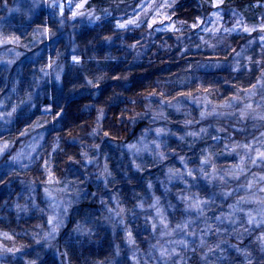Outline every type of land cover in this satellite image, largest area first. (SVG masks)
I'll return each instance as SVG.
<instances>
[{"label": "rangeland", "instance_id": "rangeland-1", "mask_svg": "<svg viewBox=\"0 0 264 264\" xmlns=\"http://www.w3.org/2000/svg\"><path fill=\"white\" fill-rule=\"evenodd\" d=\"M92 1L93 0H87L85 8L81 11L86 12L87 10L95 9L93 6L94 2ZM180 1L182 0H125V2L121 4L120 9L113 12V15H116L115 19L117 24L126 23L129 20L137 21L136 24H127L126 26H134L143 36V40H140L138 46H135L134 44L133 49H129V51L132 52L131 56L138 57L140 54L149 52V56L152 57L157 55L158 52L162 51L164 52V55L172 52V56L175 58L180 59L182 57V59H185L184 61L187 63L184 62L177 66L168 67V69H170L169 75L162 77L161 74H159L160 78H157V81L160 80V82L164 83L166 86L170 83L179 81L185 82L188 77L190 79L191 76L189 74L190 71H192V65H194L190 59L195 57L197 53H206L209 55L217 54L221 57L226 55L227 59H229V65L231 67L229 70L233 72L232 77L233 80L236 81L233 86L230 85V87H227L230 88L227 95L234 93L237 97H239V100L244 104V107L245 105L250 104L252 108L247 110V114L244 118H241L240 112L244 110V108L234 107L232 104L234 103L232 102L234 100H232L231 97L225 101L224 98L221 99L218 94L222 96L223 94L221 91L223 90L215 89L211 94L210 99L212 103H215L216 105H222L220 107V112L222 114H218L219 117L229 118L235 124L246 123L249 126L252 132L248 133V137L250 139L247 140L248 142H246V144L250 146L252 151L249 152L243 147H239L236 149V151H232V146L237 144L230 143L227 144V147L218 145L212 136L214 135L213 125H204L199 129H189L187 134L182 133L180 135L185 138L181 140V147L179 149H184V152H190L191 148L193 150L191 153L187 155L183 154L182 156L175 159L172 158L174 150L170 142L168 143V138L164 136L165 132L159 136L155 131L157 128L161 127H154V130L149 129L151 131L148 133L146 128V132H144V139L141 140L143 142L139 143L135 148L130 149L127 154L128 159L132 160L134 165L135 163H140L141 161H148L152 163L153 160L159 159L156 149L157 143L163 146L160 149L161 151H164L165 149H171V151H165L164 159L167 161V164L164 167L166 174L168 168H179L182 170L185 168L192 170L195 166L200 165L202 156H207L209 153H211L212 163L200 166L204 167L207 172L211 173L212 164H214L217 168L215 176L219 177V175L224 171H235L233 166L240 163L241 156H247L248 158L245 159L243 172L238 174V178L232 175H229L225 178L228 182V185L230 186L227 189L230 194L223 197H216L215 203H211L207 196H203V193L207 192L210 188H215L220 182L218 178L212 179V177L209 176L195 177V180H188L189 177L185 176L188 184L186 185L181 183L178 186L180 188L191 186L192 192L200 193L202 195V200H207L209 202L207 204L201 205V209L199 211L192 208L186 212L184 211L182 213H178L175 206L173 209L174 211L172 210L174 216L162 213L163 218L167 223L166 228L160 224V221H155L157 223L155 224V229H153V227H148L146 231H131L132 240L136 246H139L138 242H140V239L144 240L154 236L156 237V242L152 244L159 243L160 245H163V248L169 249V244L171 241L183 239L185 244L177 245L175 249L176 253H181L185 247H188L189 249L194 248L199 244L201 239H204L208 245L213 246V253L209 254L207 258V264H211V261L216 260L217 256H220V251L215 248V245L220 243L221 240L225 239L226 234L228 232H232L233 229H240L243 231L244 228H247L251 234L244 233L242 241L237 240L235 235L227 237L229 243L239 247V252L236 250V248H228L227 244H220L221 250L227 249V256H221L223 264H229V260L231 258H235L236 261L242 262L244 259L243 253L246 250L245 246L249 245L250 243L254 245L258 244L260 242L258 237L264 235V224L260 223V221L264 219V216L261 215V213L264 212V203H261V201H264V193L260 192V189L264 188V181L260 180V177L264 176V161L258 160L256 164H252L250 162V158L255 157V149L264 151V139L260 138V131L256 127H253V125L258 123H264V121L255 118L257 115L264 114V105L260 104L261 97L264 96V86H262L259 82L264 81V77L261 75L262 72H264V41L260 39V37L264 35V32H261V27L264 26V14H262L264 13V0H251V2L244 0L241 1V3H239V1L226 3V0H222V3H220L218 7L214 6L215 0H200V4L204 3L202 4L203 14L199 16H192V19L195 17L194 20H196V23L194 20H187L183 18L181 15L182 10H180V14L176 11V6ZM78 2H80V0H73V10L75 3ZM102 2L104 4L101 5L100 8L108 7L106 0H102ZM21 3H23V0H21ZM59 3H63L66 6L65 17L68 18L66 23L70 22L68 24L70 32H68L67 35L61 34L64 37H60L62 42H58V45H53V43H50V41H47L46 43L45 39L47 40L49 35H44L39 38V42L33 41L35 46L31 47L30 49L17 47L16 51L23 53L19 60L23 59L24 61L23 64L19 65L15 63L16 60L11 64L8 63V61L13 59L15 54L13 51H11L14 48V44L10 43L0 45V89H3L6 85L5 83L8 79L7 70L9 67L13 66L14 71L10 77L11 81L10 86H8L9 89L0 100V145H8L4 153L0 154V163L3 161L2 164H0V180L6 174H10L11 172L25 173L27 169H31L38 163H41L43 167L46 165L45 162H50V151L46 150V135L49 133L51 127L60 118V116L59 118L56 117L57 119H55L53 118L54 114L48 113L47 111L41 112L40 114L38 112H34V110L38 111V105L42 99V90H38V88L40 87L43 79L46 78V76H49V81L51 82V85L49 86H52L51 90L53 91V94H56L55 97L61 100L62 97L67 93V90L72 88L73 84L77 85V88L74 90L76 92H84V90H86L84 87H80V85L87 84L86 77L88 79L91 78L89 69H96L97 74H99V71L106 70L104 66L97 62L99 59L98 55L96 54V50H98V46L101 41L98 40L96 42L95 38L103 36L105 32L107 37H111V39H108L107 43L110 42L114 45L112 40H114L115 35L112 27H110L109 30L104 31L103 29L102 32L98 31L96 34L90 38H87L86 40H84V38H79L77 37L76 32H82L84 27H89L99 21L90 22L86 15L72 19L71 12L67 7L68 0H59ZM42 6L43 8H46L44 5ZM48 10L51 13H56L57 20L62 18L59 15V8L55 7ZM247 12L252 16L251 18L246 16ZM15 16L16 14L13 13L9 16V19L11 20ZM105 18L108 17H104L103 19ZM153 20H155L156 23L153 24ZM99 23L101 24V21ZM0 24H4L6 26V22L4 21H0ZM73 25H76V27H73ZM193 25H195V27H193ZM173 26L175 29H177L178 33L175 35L173 34L172 36L174 37V40L181 42V44H176V47L174 45L170 46V51L167 50L165 46H160L158 43L163 42L164 40L165 42L170 43L172 41L174 42V40L171 41L165 39L162 35L154 36L152 39V35L166 31L171 32ZM245 28L251 29L252 31L246 32L244 31ZM182 29L183 31L181 32ZM213 29H215V31H213ZM98 33H101V35ZM0 34L6 37L11 36L3 33L2 31H0ZM17 35L19 36L21 42H26V34L17 33ZM157 38L160 39L155 40ZM29 39L32 38L29 37ZM89 41H91V43H89ZM141 41H143V43ZM7 46L10 47L7 48ZM41 50H43L42 58H35L34 54L39 53ZM58 52L63 53V55L60 56L63 57L62 63L55 61V59L58 58ZM73 55L79 56L81 58V63H73ZM105 56H114L116 59H122V57H124L119 52L114 53L111 51V49H107ZM29 57H34V59L29 60ZM108 60L110 59H104V61ZM211 61H213V59ZM237 63L241 65V67L238 69L235 68ZM49 64H51V67H48ZM41 69H43V71H41ZM254 71H258V75H260L258 76L256 84L249 85V83H253L251 73H254ZM45 73H48V75H45ZM239 73H241V75L237 76ZM57 74H59L61 77L60 81H56L55 77ZM224 78L226 79V77ZM202 79L204 80V78ZM70 80L72 83H69ZM253 85H255V88H253ZM245 86H247V88H243ZM81 88L83 89L80 90ZM28 92L34 93L32 102L27 106L20 105V107L16 108V111L13 112V107L18 102L17 98L25 96V94ZM51 95L52 92L49 93V96ZM227 103H230L231 106L228 108L223 107V105ZM235 103H237V101H235ZM210 107L211 106L208 108L206 106V108H204L202 111L194 110L195 112L186 109L187 111L185 110L183 116L184 120L195 123L196 121L201 120V112H205L206 116L212 114ZM46 108L55 113L57 111H60V113L62 112L61 107L57 104L55 105V101L52 105H46V107L43 109L45 110ZM30 111L33 112V114L32 116L28 117ZM8 113L12 114L9 116ZM25 115H27V118H25ZM13 116H18V120L16 118L14 121L9 122ZM55 127H57V125ZM201 129H205L206 131H201ZM25 130L26 134L22 135L21 133L25 132ZM190 132H195L197 135L190 136L188 135ZM155 135L157 136L156 139H154ZM211 136L212 138H210ZM23 137H25V141L20 144L18 149H16L13 153L8 151L9 147L11 146L12 139H22ZM208 138H210L208 144L198 147V142L204 141V139H207L208 141ZM152 141L154 142L152 143ZM151 144H155V147L151 146ZM145 145H147V148H145ZM184 147H187L188 149ZM13 156L16 157L15 160L11 159ZM181 157H183V162H181ZM166 161L156 164L155 166L157 167L153 169H160L164 173L163 167L161 165H165ZM158 166L160 168H158ZM74 168L75 167H72V170L67 169L65 171L66 176L63 179L53 176L49 173L45 174L47 177V184L43 190V199L45 203L44 206L48 211L46 217V222L49 225L48 229L51 227V224L48 223L49 217L54 218V223L56 220L60 219L61 214L67 207L65 200L71 198V188L69 187L67 191H62V189H65L67 181L77 180L78 177L74 173ZM143 171L146 170L143 169ZM139 175L140 174L137 173L135 176L140 178ZM161 176H163V174ZM161 176L159 177L160 179L162 178ZM148 177L151 179L153 176L148 174ZM79 179L83 180V176H80ZM34 180H37V178L32 176L26 179V181L23 179L24 184L28 187L27 188L25 186L26 192L25 194L23 193V197L25 196V199L30 198V193L33 194L34 189H36L40 184L39 182L35 184L31 183V181ZM250 181L252 182V188L248 189L246 185ZM180 182L181 181L178 179L177 183ZM177 183H173V185L169 183V188H171L174 192L178 189L176 187ZM141 185L142 186L140 187L139 191L143 192L148 201L150 200L149 198L151 196L154 197L156 194H159V191H157L155 188H152V186L149 187V184L147 185L145 182H142ZM131 186H133V184L128 185L126 188L124 186H119V189L116 190V192L118 191V194L121 196L122 206H126L127 202L133 203L131 201V196L133 194ZM45 189L48 190L50 195L46 193ZM113 190L115 189H112V191ZM88 191L95 193L96 189L90 185L88 187ZM183 193L184 195H188L186 192ZM105 196H107V194ZM241 197H244V199L241 200ZM89 204H91V201H84L81 204H73L72 209L77 207L83 208L85 205ZM5 205V202H3L2 206ZM108 205L111 208H115L116 201H114V205L111 203H108ZM94 206L95 205L92 207L96 209L98 208ZM72 209L69 210V216L72 214ZM137 211L139 212L138 209ZM201 212L203 215H200ZM99 214L100 212H96V215ZM249 215H251L253 218L252 223H248ZM217 217H219V219H217ZM154 218L155 220L160 219L158 216ZM206 218L207 223H205ZM68 221V218L64 219V226H67ZM143 222L144 219H141L140 216V223L143 224ZM74 223L75 221L69 224L68 227L62 231L61 229L64 227L63 226L60 229V235H62L63 232L67 231L70 227H73ZM178 224L187 225V227L178 228ZM209 225L211 226V231L208 230ZM130 227L135 229L138 226L135 224H130ZM4 229V232L0 230V246H5V242L10 240L4 237V233H7L8 236L10 234ZM218 229L219 231H217ZM165 233H171V235H167ZM187 233L195 234L189 236ZM60 235L57 236V239L60 238ZM118 235L128 237L127 233L124 232H119ZM126 242L127 241L125 240V243ZM122 246H126L124 241L122 242ZM31 247L32 249L30 251H28L29 249L26 251L19 250L20 254L17 252L14 254L17 258L16 264H24L26 259H37L38 264H61V260L58 258L60 256L59 250L67 251V249L57 250V248L54 247H45L44 242L33 244ZM42 248H44V251H42ZM139 248L141 252H143L148 248V244L142 248L139 246ZM49 249L53 250L51 257L42 258V253H49ZM203 251H207V249L205 248ZM37 253L39 254V257L37 256ZM159 253L160 248H157L155 255L160 256ZM11 254L13 256V253ZM103 255L104 252L103 249H101L99 254H97L94 258L98 260L103 259ZM12 256L9 254H7V256L0 255V261H3L4 264H8V261L11 260ZM199 256L200 253L198 252H190L188 264H192L193 257L199 259ZM63 258L65 264H67L69 258ZM126 258L128 264H136L137 259L139 258V253L134 256L129 251ZM166 258L167 257H161V259L157 261L156 264H164V260ZM145 259H147V257H145ZM176 260L178 261V264H182V262L179 261L178 255L176 256ZM200 264H206V262L201 261Z\"/></svg>", "mask_w": 264, "mask_h": 264}, {"label": "trees", "instance_id": "trees-1", "mask_svg": "<svg viewBox=\"0 0 264 264\" xmlns=\"http://www.w3.org/2000/svg\"><path fill=\"white\" fill-rule=\"evenodd\" d=\"M232 1H241L244 0H226V3H230ZM248 2L251 0H247ZM93 6L95 8H100L101 5L104 3L102 0H93ZM200 0H182L178 2L176 11L180 14V10H182V17L189 20H194L195 17L192 16H199L203 14V5L204 3L200 4ZM38 13L40 16H46L49 15L51 12L47 8L41 7L40 10H38ZM190 15V16H189ZM246 16L248 18H251L252 16L247 12ZM116 15H112L111 17L105 18L101 20V24L99 22L89 26L84 27V30L82 32H76L77 37L84 38L86 40L87 38L92 37L94 34H96L98 31L102 32V30H109L110 27H112L114 32V40H112L113 43H110L108 39H104L103 37H107V35L100 36L96 39V42L99 40L101 43L98 46V50H96V54L98 55V63H100L102 66L106 68H111L112 75L114 77H118L121 73L129 74V80L134 81L133 87L125 92L124 94V103L119 104L114 112L110 111L105 116L102 123H105L108 121L112 116L115 117V121H121L123 123H115L113 122L112 129L105 128V132L108 133V135L105 137L106 140H112L114 144L124 145V152L126 154V158L129 161V167L134 169V163L132 160L128 159V151L132 148H130V145L137 146L139 143L143 142L141 140L144 139V135L147 131L150 132L154 127H161V129H164L165 135L168 140V143L172 145V148L174 150V153L172 154V158H178L180 156L187 155L192 152V148L190 149V152H184V149L180 150L181 147L180 143L182 142L180 139V135L182 133L187 134L189 132V129L196 128L199 129L200 127L204 125H213L214 132L212 135L215 139V142H217L218 145L226 146L227 144H237V145H245L247 140L250 139L248 137V133H251L249 126L246 123H239L235 124L231 119L226 117H219L218 114H222L220 112V107L222 105H216L215 103H212L210 97L211 94L214 92L215 89H221L222 96L218 94V96L223 99L224 101L228 99L229 97H237L234 93L229 94L230 85L233 86V84L236 82L233 80V72L229 69L231 68L229 65V59H227L226 55H223L224 57L216 55H209L206 53H197L195 57L192 59V71H190V79L189 77L185 82H175L170 83L169 85H165L164 83H161L160 80L157 81V78H160L159 74L161 76L169 75L170 69L168 67L171 66H177L181 63H187L184 61L185 59L175 58L172 56V52L164 55V52L160 51L157 55L150 57L149 52H145L143 54H140L138 57H133L132 52L129 51V49H133V45L138 46L140 43V40L142 39V34L135 28L134 26L126 27V29H120L117 28L116 25ZM196 23V20H194ZM36 24H41L43 28L49 27L52 28L51 21L48 20L47 22H42L40 19H37ZM70 22L66 23V26L62 29L61 33H58V36L64 37L61 34L67 35L68 32H70V29L68 28V24ZM194 23V22H193ZM101 25H104V27H101ZM185 30V27H184ZM31 31V29H29ZM183 29L181 30V32ZM122 32V35H121ZM176 31H166L163 33L152 35V39L154 36H160L162 35L165 39L168 40H174L173 34H177ZM101 35V33H98ZM98 35V36H99ZM97 36V35H96ZM161 36V37H162ZM53 37L48 36L47 40L45 39V42L50 41V43H53ZM160 38H157L155 40H159ZM62 39L59 40V43L62 42ZM121 40V42H120ZM143 40V39H142ZM118 41V42H116ZM143 43V41H141ZM118 44V45H117ZM160 46H165L167 50H170V46L174 45L175 47L177 45H180L181 42L174 40V42H163L158 43ZM177 44V45H176ZM58 45V43H57ZM10 46H7L9 48ZM107 49H111L114 53L119 52L122 54V59H110L108 61H104L105 53ZM163 50V49H162ZM175 50V49H174ZM151 51V50H149ZM202 55V56H200ZM167 56V57H166ZM21 57V56H20ZM63 57H58L55 59V61H59L62 63ZM213 59V61H211ZM189 61V60H188ZM23 59H17L16 64H23ZM28 62V61H26ZM14 63V64H15ZM204 64V66H203ZM165 69V70H164ZM167 69V70H166ZM160 72V73H159ZM13 66L9 67L7 70L8 79L5 83V87L0 91V100L3 98V96L6 94L7 90L9 89L8 86H10V77L11 74H13ZM232 73V74H231ZM242 73V72H241ZM241 73H239L240 76ZM243 74V73H242ZM224 75V76H223ZM260 75V74H259ZM258 71H254V73H251V77L253 80V83H249V85L256 84L258 79ZM226 77V79L224 78ZM204 78V80L202 79ZM206 79V80H205ZM45 80V81H44ZM49 76H46V78L43 79L40 87L38 88L42 90V99L41 102L38 105V111L34 110L35 113H41L45 112L43 109L46 107V105H52L55 101V105L57 98L55 97L56 94H53L51 82L49 81ZM116 80L113 79L111 81H108L106 84H100L98 87L105 88L106 92H110L113 87H115ZM217 87V88H216ZM247 88V86L243 87ZM81 88L80 90H82ZM205 89H208V91H205ZM95 90V89H93ZM86 90H84L85 92ZM234 91V90H233ZM52 92V95L49 96V93ZM77 93H80L77 91ZM188 93H191V95H187ZM217 93V92H215ZM67 94V93H66ZM66 94L62 97L61 104L58 106L61 107L62 112L57 111L56 113L53 111H47L48 113L54 114L53 118L57 119L60 118L55 122V124L51 127L49 133L46 135V150L50 151V162L47 163L45 166L42 167L41 163H38L36 166L32 167L31 169H27L25 173L23 172H11L10 174H6L1 180H0V230L3 231V229L7 232H9V236L11 239L9 241H6V245L8 247H11L13 244H16L17 246L27 244L29 247L21 249L22 251H30L32 249L33 244H38L34 241L33 237L31 235H26L24 232V229H30L32 232L43 234V231L48 230L49 225L46 222L47 217V209L44 206V199H43V190L44 187L47 184V177L45 174L49 173L53 176H57L61 179H63L65 175V171L67 169L72 170V167H76L73 164V159L79 158V149L82 147L81 141L91 142L90 137L84 135L85 130L91 131V127L88 121V117L83 113H78L74 110H71L69 107V104L66 101ZM151 94V95H150ZM162 94V95H161ZM55 97V98H54ZM147 97V99H145ZM87 97H81L80 100H74L72 101V108L75 107L76 104L83 103ZM234 101L233 106L236 108H244V104L241 103V101L238 99H232ZM53 101V102H52ZM135 101V103L133 102ZM169 101L171 103H169ZM237 101V103H235ZM152 105V111H148L147 114L141 119L137 117L136 121L133 122L130 118L133 115V110L135 112H144L146 111L145 106L147 104ZM224 103V102H222ZM206 106L209 108L211 106V112L212 114L205 115L201 118V120L196 121L195 123L191 122L190 124H185L184 120V113L185 110H198L202 111ZM224 107V106H223ZM228 108V107H226ZM121 109H126L124 111L123 115L121 114ZM179 109V110H178ZM215 109V111H213ZM144 110V111H143ZM227 110V109H226ZM225 110V111H226ZM187 111V110H186ZM162 112L163 118H155L158 114ZM195 112V111H194ZM60 113V114H59ZM182 115H181V114ZM33 112L30 111L29 116H32ZM95 113L93 110L92 118L94 119ZM57 117V118H56ZM18 116L11 117L9 122L14 121ZM54 128V126H56ZM148 130H147V129ZM222 128L223 131H218V129ZM55 129V130H53ZM146 129V131H145ZM152 130V131H153ZM60 136V148H57L55 151H53L52 142L53 138L56 135ZM179 134V135H178ZM160 136V134H159ZM212 136L210 138H212ZM230 137V139H229ZM25 137L22 139L14 138L11 140V146L9 147L8 151L13 153L20 144H22ZM157 136L155 135L154 139H156ZM204 139V141L198 142V147L204 146L205 144L209 143V139ZM159 139V138H158ZM154 141H152L153 143ZM179 145V146H178ZM151 146L155 147V144H151ZM163 147V146H162ZM188 149L187 147H184ZM164 149V148H163ZM197 149V148H196ZM74 150L76 152L75 157H72V151ZM161 151V150H160ZM67 153V155H66ZM153 153V152H152ZM72 157V158H70ZM144 158V157H143ZM171 159V158H168ZM154 161V160H153ZM163 161H166L165 159ZM3 161H1L0 164H2ZM132 162V163H130ZM167 164V161L165 162V165H161L163 167L164 173L160 169H153L157 166L153 167V164L150 163L146 171H143L141 169L140 171H135V175L138 173L140 174L139 183H136V185L133 184L131 186L132 192L139 193L140 187L142 186V182H145V184L151 183L152 188L157 189L159 191V194L156 196H151L149 199V203L151 205L156 203V200L154 198L159 197L160 203L157 205V207L161 210L162 213H165L167 215H173V206H176L178 213L186 212L187 210H191L186 208V204L181 202L180 197L184 195L183 192H180L181 189L178 185L181 184L177 183L178 179L173 178L171 180H168L165 173V167ZM152 166V167H151ZM151 168V169H150ZM158 168H160L158 166ZM181 172L186 173L188 169L183 168L179 169ZM148 174H151L153 177L150 179L148 177ZM163 174V176H161ZM37 178V180L31 181V183L35 184L39 182L40 184L36 189H34V193H30V198H26L23 195L25 194V184L23 179L26 181L29 176ZM162 177L161 179L159 177ZM160 179V180H159ZM188 180H194L193 177H189ZM43 182V183H42ZM169 183L173 185V183H177L176 187L178 188L177 191H173L171 188H169ZM122 186V185H121ZM27 187V186H26ZM128 187V186H127ZM28 188V187H27ZM119 189V186H118ZM170 189V190H169ZM117 189L113 190L109 189V192L107 196H105V199L108 203H111L114 205V201L111 198V194L113 192H116ZM180 192V196H177L176 193ZM24 193V194H23ZM143 193V192H141ZM153 195V194H152ZM146 197V196H145ZM32 200H35V203L39 206V209H42L43 211H39L36 208H33L30 210L29 213H19L17 215V212L13 206V202L16 203H24V202H31ZM132 201V200H131ZM3 202H5V206H2ZM135 203L136 201H132ZM168 202V203H166ZM94 207H98L97 209H102L101 205L96 203L94 204ZM162 205V207H161ZM93 206V205H92ZM147 207V205H146ZM139 212H142V209H138ZM148 218H147V228L153 227V224H157L155 221H160V219H156L154 221V217H156V210L153 207H148ZM173 210V211H172ZM99 213V211H97ZM70 215V214H69ZM70 217V216H69ZM141 219H144V216L141 215ZM69 221L67 222V226H64L61 230H65L68 225ZM37 225H40L41 227H37ZM59 236V235H58ZM141 237V236H140ZM151 240V243L156 242V237H150L148 239H140L138 242L139 246L145 247L146 244H148V241ZM43 242V241H41ZM40 242V243H41ZM127 247L131 248L132 246L135 247L136 245H128ZM43 246V245H42ZM41 248V247H40ZM49 253H42V258L51 257L52 249H49ZM27 251V252H28ZM42 251H44V248H42ZM62 250H59V253ZM19 253V251H17ZM12 256L11 253H8ZM20 254V253H19ZM60 255V254H59ZM60 260L64 259L63 257L59 256ZM21 264V263H19Z\"/></svg>", "mask_w": 264, "mask_h": 264}, {"label": "clouds", "instance_id": "clouds-1", "mask_svg": "<svg viewBox=\"0 0 264 264\" xmlns=\"http://www.w3.org/2000/svg\"><path fill=\"white\" fill-rule=\"evenodd\" d=\"M55 2L58 3L59 0H55ZM106 2L108 7L87 10L86 12H83V16L86 15L90 22L101 21L104 17H111L114 11L120 9L121 4L124 3L125 0H106ZM42 5L48 9L55 8L54 0H23V3H21V0H0V21L6 22V26L0 24V31L16 38L13 43L14 48L11 50L15 54L13 59L8 61L9 64L13 63L23 55V53L16 51L17 47L30 49L35 46L33 41L39 42V38L45 35L42 25L35 23L37 19H40L42 22H47L48 20L51 21L52 28L47 35L54 38L53 45H56L59 42L60 36H58V33L62 32V29L66 26L68 18L64 17L57 20L55 12L46 16H40L37 10H40ZM13 13H15L16 16L10 20L9 16ZM73 27H76V25H73ZM101 27H104V25H101ZM29 29H31V31H29ZM17 33L26 34V42H21ZM29 37L32 39H29ZM103 38L111 39V37ZM89 43H91V41H89ZM42 54L43 50L39 53H35L34 57L42 58ZM57 55L60 57L63 53L58 52ZM34 57H29L28 59L33 60ZM107 58L116 59L114 56H109ZM240 67L241 65L239 63L235 65L236 69ZM112 71L111 68H108L107 70L99 71V74H97L96 69H89L91 78L88 79L86 77L87 84L80 85V87L86 89L85 92L77 93L74 91L77 88V85L75 84H73L72 88L67 90L66 101L69 104L70 109L78 113H83L88 117L91 131L85 130L84 135L92 139L90 143L83 140L81 141L82 147L79 149V158L73 159V164L76 166L74 168V173L78 178L75 181H67L65 189H62V191H67L70 187L72 195L71 198L65 200L67 207L61 214V218L51 224V227L48 230L43 231V234L32 232L30 229H24L25 234L31 235L36 243L43 241L45 247H54L57 248V250L67 249V251H60L59 253L61 257L69 258L67 264H128L126 257L129 251L134 256L139 253V258L137 259L136 264H156V262L161 259V256L155 255V252L157 248H161L163 245H160L159 243L152 244L151 240H149L148 248L141 252L138 245L132 248L122 246V242L125 240L128 245L134 243H130L127 236L118 235L119 232L128 233L133 230H147V208L152 207V205L146 199L145 195L143 193L133 192L131 200L136 202H127L126 206H122L121 196L118 194V191L113 192L111 198L116 201L115 208L109 207L108 202L104 198L105 195L108 194L110 188L118 190V186L122 185L126 188L130 184L139 183V179L134 174L135 171H140L141 169L146 170L150 163L148 161H141L140 163H135L134 169L130 168L129 161L124 152V145H116L112 140L105 139L106 132L104 129L106 127L112 129L113 122H123L115 121L114 116L105 123H102V121L108 112H114L119 104L124 103V94L133 87L134 83V81L129 80V74L121 73L118 77H114ZM45 75H48V73H45ZM261 75L264 77V72H262ZM113 79L116 80V84L110 92H106L105 88L98 87V85L106 84ZM56 81L58 80L56 79ZM88 81H92V83L89 84ZM69 83H72V81L70 80ZM0 91H2V89H0ZM33 95L34 93L28 92L25 96L18 97V102L14 105L13 109L20 107V105L27 106L30 104ZM81 97H87V99L83 103L76 104L75 107L72 108V101L80 100ZM145 99H147V97H145ZM60 102L59 99L56 100L57 105H59ZM133 102L135 103V101ZM260 104L264 105V96L261 97ZM145 108V112H135L133 110V115L130 119L135 122L137 117L142 119L148 111H152V105L150 103L147 104ZM93 110L95 113L94 119L92 118ZM124 111H126V109H121L122 115ZM159 114L157 117H154V119L163 118V116ZM25 118H27V115H25ZM253 127H256L260 131V138L264 139V123H258L253 125ZM204 131L206 130L204 129ZM218 131H223V129L220 128ZM184 138L185 137L183 136L180 137L181 140ZM52 147L53 151L60 148V136L58 134L53 138ZM160 149H157V153L160 152ZM70 151H72V157H75L76 152L74 150ZM165 151H171V149H165L163 152L165 153ZM164 158L154 160L152 162L153 166L162 163ZM11 159L15 160V156L11 157ZM201 167L202 166L200 165L195 166L194 169L191 170L193 173L192 176L187 174L189 170L184 173L178 169L168 168L166 177L168 180L173 178L179 179L182 183L187 185L188 181L185 179V176L193 177L194 180L195 177H206L201 173ZM170 169L175 170L174 175L170 174ZM229 173V171H224L220 174L219 177H222V179H219L218 177L220 181L219 184L215 188H210L207 192L203 193V196H207L211 203H215V199L218 196L223 197L226 196V193L230 194L227 191L230 186L225 179L229 176ZM80 176H83V180L79 179ZM90 185L96 189L95 193L88 191ZM149 185L150 187L152 186L151 183H149ZM180 192H186L188 195L198 194V198L202 199L200 193H194L191 191V186L181 189ZM180 192H177L176 195L180 196ZM260 192L264 193V191L261 190ZM155 200L157 205H159L160 198L156 197ZM84 201H91V204L85 205L83 208L77 207L72 209L73 204H81ZM97 202L102 206V209H96L91 206ZM181 202L186 204L185 210L190 209L187 202L182 199ZM13 206L17 215H19V213L27 214L33 208L43 211L42 209H39L35 200H32L30 203L27 201L24 203L13 202ZM70 209H72V214L69 217ZM137 209H142L143 211L138 212ZM177 210L179 211V209ZM97 211L100 212L99 215H96ZM141 215L144 216L143 224L140 223ZM200 215H203V213L201 212ZM65 218L69 219L70 224L73 221H75V223L73 227H70L60 235V229L64 226ZM205 223H207V218L205 219ZM130 224H135L138 227L134 229L130 227ZM37 227L41 226L37 225ZM53 229H55V231H53ZM208 230L211 231L210 225L208 226ZM217 231H219V229ZM244 233L251 234L247 228H244L243 231L240 229H233L232 232H228L225 239L215 245V248L220 251V256H217L216 260L211 261V264H223L221 256H227V249H220L221 243L227 244L228 248H236L239 252V247L229 243L227 237L235 235L237 240L242 241ZM165 234L171 235V233ZM194 234L195 233H187L189 236ZM58 235H60L59 239H57ZM180 241L184 240L180 239L170 242L169 251L171 254L164 260V264H178V261L176 260L177 255L182 264H188L190 252L200 253L199 259L192 258V264H200L201 261H205L207 264L208 255L213 253L212 245H208L204 239H201L199 244L194 248L189 249L188 247H185L181 253H176V246L185 244V241L183 244L180 243ZM201 241H203V243H201ZM27 247H29L27 244L19 246L13 244L11 247L0 246V255L7 256L8 253H13L8 264H16L17 258L14 254ZM205 248L207 251H203ZM101 249H103L104 252L103 259H95L94 257L99 254ZM245 249L242 262H238L235 258H231L229 264H264V244L259 242L254 245L250 243L245 246ZM37 256L39 257L38 253ZM145 257H147V259H145ZM0 264H4V262L0 261ZM24 264H38V261L37 259H26ZM61 264H65L63 259L61 260Z\"/></svg>", "mask_w": 264, "mask_h": 264}, {"label": "snow or ice", "instance_id": "snow-or-ice-1", "mask_svg": "<svg viewBox=\"0 0 264 264\" xmlns=\"http://www.w3.org/2000/svg\"><path fill=\"white\" fill-rule=\"evenodd\" d=\"M72 3H73V0H68L67 7H68V10L71 12V18L72 19H75L77 17L83 16L84 13L81 10L85 8V4L87 3V0H80V2L75 3L74 10H73V7H72ZM220 3H222V0H215L214 6L218 7ZM54 4H55V7L59 8V15L62 18H64L65 17V7H66L65 4L59 3V2L56 3L55 0H54ZM136 23H137L136 20H129L126 23H118L116 25V27L117 28H120V29H124V28H126L127 24H136ZM152 23L154 24V23H156V21L153 20ZM193 27H195V25H193ZM43 30H44V34L47 35L48 33H50V30L51 29L44 28ZM172 30L173 31H176L177 29H175V27L173 26V29ZM213 31H215V29H213ZM244 31L248 32V31H252V30L251 29H248V28H245ZM261 32H264V26L261 27ZM15 39L16 38H14L12 36H7L6 37V36L0 34V45L14 43ZM260 39L262 41H264V35H262L260 37ZM249 59H251V58H249ZM72 61L75 64H79V63H81V58L79 56L73 55L72 56ZM48 67H51V64H49ZM41 71H43V69H41ZM56 79L58 81L61 79V77H60L59 74H57ZM259 82L261 83L262 86H264V81H259ZM88 83L91 84L92 81H88ZM253 88H255V85H253ZM205 91H208V89H205ZM245 91H249V90H245ZM187 95H191V93H188ZM238 98L239 97H233L232 99H238ZM169 103H171V102L169 101ZM223 106L224 107H230L231 104L230 103H227V104H225ZM251 108H252V106L250 104L245 105V109L240 112V117L241 118H244L245 115L247 114V110H249ZM13 111L15 112L16 109H13ZM45 111H49V109L46 108ZM213 111H215V109H213ZM9 115H11V113H9ZM159 115L163 116V113H160ZM200 115H201V117H204L206 115V113L205 112H201ZM255 118L260 119V120H264V114L257 115ZM190 123H191V121H188V120L185 121V124L186 125L187 124H190ZM155 131L159 135V134H162L164 132V129L157 128ZM201 131H204V129H201ZM21 134L22 135L26 134V130H25V132H22ZM105 135L107 136L108 133H105ZM188 135H190V136H196L197 134L195 132H190V133H188ZM7 147H8L7 144L0 145V154H3L4 151H5V149ZM129 147L130 148H135L136 146L135 145H130ZM161 147H162L161 144H159V143L156 144V148L157 149H160ZM225 147H227V145ZM239 147H243L244 149L248 150L249 152L252 151V149L250 148V146L247 145V144H245V145H233L231 150L232 151H236V149L239 148ZM145 148H147V145H145ZM157 155H158V157L160 159H163L165 157V153L163 151L158 152ZM211 155L212 154L209 153L207 156H202V158L200 160V165L211 164L212 163L211 162ZM246 158H248V157L247 156H241L240 163L233 166V168L235 169V171L230 172L229 175H232V176L238 178V174H240V173L243 172L244 161H245ZM15 159H16V157H15ZM258 160L259 161H264V151H261L260 149H255V157H251L250 158V162L252 164H256ZM181 162H183V157H181ZM45 164H47V162H45ZM200 171L206 177L209 176V175H211L212 179H217L218 178V177L215 176V173L217 172V168L215 167L214 164H212V172L211 173L207 172L204 167H201L200 168ZM169 172L172 175L175 174V170H173V169H170ZM187 174L189 176H192L193 175V173L191 172V170H189ZM219 179H222V177H219ZM260 180L261 181H264V176H261L260 177ZM149 187H150V185H149ZM246 187L248 189H251L252 188V182L250 181L246 185ZM260 190L261 191H264V188H261ZM45 191H46V193H48V190L47 189H45ZM48 194L50 195V193H48ZM226 195H229V194L226 193ZM180 198L183 201L187 202L188 203V206L190 208H194V209H196L198 211L201 209V205L207 204L209 202L207 200L199 199L198 198V194H196V195H183ZM243 199H244V197H241V200H243ZM261 203H264V201H261ZM152 207L155 208L156 215L158 217H160V224L163 225L166 228L167 227V223H166L165 219L163 218V214H162L161 210L157 207V203L153 204ZM261 215L264 216V212H262ZM217 219H219V217H217ZM252 222H253V218L251 217V215H249L248 223H252ZM48 223L49 224H53L54 223V218L53 217H49ZM260 223H264V219H262L260 221ZM177 227L178 228H181V227H185L186 228L187 225H179L178 224ZM155 228H156V225L153 224V229H155ZM53 231H55V229H53ZM3 235H4L5 238L11 239V237H9L7 233H4ZM127 235H128L129 242L130 243H134V241L132 240V233L131 232H128ZM258 240L260 241V243L264 244V235L258 237ZM180 243L183 244L184 241H180ZM201 243H203V241H201ZM159 254H160L161 257H168L171 253H170L169 249L161 247Z\"/></svg>", "mask_w": 264, "mask_h": 264}]
</instances>
